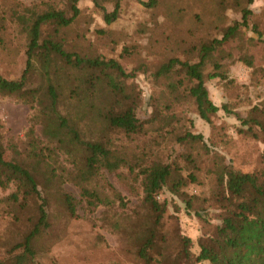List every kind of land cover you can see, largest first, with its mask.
<instances>
[{"label":"rangeland","instance_id":"374dc122","mask_svg":"<svg viewBox=\"0 0 264 264\" xmlns=\"http://www.w3.org/2000/svg\"><path fill=\"white\" fill-rule=\"evenodd\" d=\"M49 1L57 2L0 0V12H5L6 17L5 28L0 32V74L4 78L18 79L26 64L27 39L16 23L15 14L41 11ZM106 6L110 9V5ZM78 7L77 20L56 39L68 51L83 56L117 59L131 77L118 80L112 74L123 92L111 93L104 86L95 101L103 109L114 112L124 109L125 102L134 101L135 116L141 122L149 121L154 114L152 99L168 94L162 88L165 80L154 78L161 64L171 57L196 62L199 46L221 40L227 27L241 21V8L251 11L248 24L256 23L264 39V0L249 3L248 0H158L157 7L151 10L137 0H122L119 17L109 26L91 0L80 1ZM42 32L43 38L48 37V24L42 27ZM33 60L26 88H39L41 92L46 89L48 76L43 73L41 61ZM215 64L219 69H214ZM215 71L224 78L210 79L208 74ZM62 74L73 73L61 71V83ZM204 83L215 105L227 104L240 117H245L249 109L264 99V42L258 41L249 28L239 26L206 55ZM69 85L65 82L58 88L57 110L71 125L75 124L83 140L102 144L135 164L153 161L174 164L184 177L190 169L182 155L192 152L200 167L199 180L187 183L181 192L198 197L192 210L197 205L200 208L202 203L205 220L185 209L184 196H173L163 190L157 200L166 203L165 213L155 224L142 200L139 180L126 166L115 173L100 169L88 183L82 178L80 154L75 145L48 143V150L42 151L44 159L41 157L35 163V158L28 157L27 130L33 125V136L41 141L43 148L46 143L43 126L34 116L39 107L34 104L32 108L12 97L0 96L3 158L30 165L38 189L47 200L48 226L33 239L34 256L29 264H144L138 251L149 236L153 237L154 244L147 252L151 264H188L181 256L182 238L190 239V251L197 254L198 240L213 234L218 223V209L212 202L204 201L211 188L207 168L220 156L243 173L263 170L264 133L254 126L249 131L234 116L222 112L207 124L198 117L192 104L187 103L173 112L162 110V115L172 113L178 121L167 122V118L155 114L150 123L143 125L140 134L128 139L118 130L108 128L100 114L94 112L95 119L83 118L84 109L68 99ZM179 94H184L183 89ZM186 132L201 134L210 153L204 154L200 147L188 148L180 143L177 136ZM81 186L113 202L89 206ZM111 188L120 195L121 203L114 199ZM13 190V185L0 189V264H16L17 258L23 256L22 250L10 247L23 239L35 221L31 204L28 210H22L3 202ZM62 192L74 198V215L64 205Z\"/></svg>","mask_w":264,"mask_h":264},{"label":"trees","instance_id":"16d2710c","mask_svg":"<svg viewBox=\"0 0 264 264\" xmlns=\"http://www.w3.org/2000/svg\"><path fill=\"white\" fill-rule=\"evenodd\" d=\"M80 1L84 0H57L54 3L49 1L46 8L41 11L25 10L23 14H15L16 23L19 24L21 32L27 39L24 52L26 64L18 79L8 80L0 74V96L12 97L32 108L34 104L39 107L34 116L36 122L43 126L42 135L46 143L42 148L41 141L33 136L34 129L31 125L27 130L30 138L28 157L35 158V163L40 162L41 157L43 158L42 151L48 150V143H57L60 146L65 143L75 145L80 154L82 178L88 183L100 169L115 173L121 166H126L128 172L139 180L143 194L142 200L150 210L155 224L161 221L165 213L166 203L157 200V195L163 190H167L173 196H184L182 202L185 209L205 220L203 209H201L202 203L200 208L197 205V209L192 210L198 197L181 192V188L187 183L199 180L200 167L192 152L182 155L190 169L185 177L181 176L180 168L174 164H162L155 161L148 164L130 162L115 150L94 141L83 140L75 124L71 125L57 110L59 102L57 91L63 83L68 82L70 84L67 87L69 88L68 99H72L74 104L84 109L83 118L95 119L94 112L100 114L99 117L104 120L108 128L118 130L128 139L140 134L143 125L150 123L155 118V114L161 116L162 110L173 112L187 103L192 104L198 117L207 124H211L212 118L222 112L225 115L234 116L242 126L247 127V130L252 131L254 126L264 133V99L249 109L245 117H240L227 104L215 105L210 100L204 83L206 55L214 51L216 45L234 34L239 26L249 28L258 41L264 42L257 24H248L251 11L247 7L241 8V21L227 27L221 40L199 46V54L194 60L196 62H192L191 59L181 60L171 57L161 64L154 73V78L157 81L160 78L165 80L162 88L168 94L156 100L152 99L154 114L149 121L141 122L135 116L134 101L125 102L124 109L119 112L103 109L95 101L98 94L102 93L104 86L111 93L123 92V87L115 83L112 74L118 80L131 77L132 74H126L117 59L83 56L68 51L64 48L63 42L56 39L63 30L71 27L77 20L80 14L78 7ZM91 1L100 10L105 25L109 26L118 19L122 0ZM137 1L149 10L158 5V0ZM249 2L251 0H248ZM106 5H110V9ZM5 21V12H0V32L5 28ZM47 24L48 37L43 38L42 27ZM33 59L41 61L43 73L48 76L46 89L41 92L39 88H26L28 74L33 67ZM214 69H219V65L215 64ZM51 70H53L52 73ZM61 71L73 74H62L61 83ZM208 77L210 79L224 78L216 71L208 74ZM180 89H183L184 94H179ZM162 116L167 118V122L178 121L176 115L172 113ZM164 121L163 119V123ZM177 140L185 143L188 148L200 147L204 154L210 153L201 134L186 132L178 135ZM206 172L211 181V188L208 193L210 195L204 201L212 202L218 209L216 215L218 223L215 225L213 234L198 240L197 254L190 251V239L183 237L182 258L188 264H264V169L243 173L235 170L222 157L217 156ZM10 185H13L14 190L3 199V202L9 207H19L22 210H28L31 204L34 210L35 221L32 228L21 241L12 243L10 247L11 250L20 249L24 253L17 258L16 264H29L34 256L32 241L48 226L47 200L38 189V183L30 165L6 161L0 151V189H6ZM111 191L114 199L121 203L120 195L113 188ZM81 192L89 206L113 202L103 199L87 186H81ZM61 197L69 213L74 215L76 206L74 198L65 192L61 193ZM153 245V237L149 236L138 251L144 264H151L152 259L147 252Z\"/></svg>","mask_w":264,"mask_h":264}]
</instances>
